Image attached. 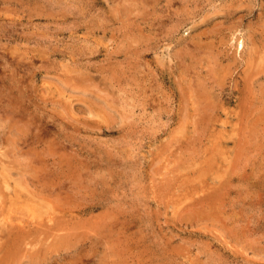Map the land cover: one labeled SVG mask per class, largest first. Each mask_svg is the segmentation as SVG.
I'll return each mask as SVG.
<instances>
[{"label": "rangeland", "instance_id": "1", "mask_svg": "<svg viewBox=\"0 0 264 264\" xmlns=\"http://www.w3.org/2000/svg\"><path fill=\"white\" fill-rule=\"evenodd\" d=\"M263 112L264 0H0V264H264Z\"/></svg>", "mask_w": 264, "mask_h": 264}, {"label": "bare ground", "instance_id": "2", "mask_svg": "<svg viewBox=\"0 0 264 264\" xmlns=\"http://www.w3.org/2000/svg\"><path fill=\"white\" fill-rule=\"evenodd\" d=\"M208 2V1H207ZM188 3V2H187ZM240 5V4H239ZM232 12V11H231ZM230 13V12H229ZM234 14V13H233ZM12 19V18H11ZM199 29V28H198ZM198 34V33H197ZM202 34V33H201ZM199 35V34H198ZM203 37V36H202ZM192 38V37H191ZM201 38V37H200ZM190 40V39H189ZM202 40V39H201ZM255 40V39H254ZM198 41V40H197ZM238 41V40H237ZM246 41V40H245ZM194 44V43H193ZM201 44V43H200ZM207 45V44H206ZM107 46V45H106ZM243 46H244V43H243V40H240L239 42H238V49L240 48V49H242L243 48ZM178 53V52H177ZM179 62V61H178ZM186 70V69H185ZM174 71V70H173ZM70 73V72H69ZM170 73H172V72H170ZM71 74V73H70ZM214 77V76H213ZM70 82V81H69ZM79 87V86H78ZM186 92H188V91H186ZM199 92V91H198ZM108 93V92H107ZM106 93V94H107ZM187 94V93H186ZM192 94V93H191ZM190 94V95H191ZM193 95V94H192ZM71 98V97H70ZM67 101V100H66ZM72 101V100H71ZM72 104V103H71ZM191 104V103H190ZM194 106V105H193ZM193 108V107H192ZM261 111H263V110H261ZM264 113V112H263ZM221 114V113H220ZM235 114V113H234ZM228 115V114H227ZM226 117V116H225ZM230 117V116H229ZM181 118V117H180ZM188 118V117H187ZM223 118V117H222ZM226 119V118H225ZM232 119V118H231ZM230 119V120H231ZM226 122V121H225ZM229 125V124H228ZM220 127V126H219ZM223 127H224V124H223ZM227 127V126H226ZM237 129V128H236ZM222 130H223V128H222ZM215 131V130H214ZM224 133V132H223ZM228 137V136H227ZM232 139H233V137H232ZM1 140V139H0ZM225 141V140H224ZM2 148V147H1ZM7 154V153H6ZM2 156V155H1ZM3 158V157H2ZM6 159V158H5ZM13 160V159H12ZM7 163V162H6ZM2 164V163H1ZM13 165V164H12ZM14 166V165H13ZM12 166V167H13ZM5 167V166H4ZM8 167V166H7ZM1 168H3V167H1ZM3 174V173H2ZM9 176H10V174H9ZM2 178V177H1ZM11 183V182H10ZM19 183V182H18ZM4 185V184H3ZM27 186V185H26ZM25 186V187H26ZM2 189H3V187H2ZM1 191V190H0ZM10 191V190H9ZM13 193V192H12ZM25 193V192H24ZM12 195V194H11ZM27 195V194H26ZM25 195V196H26ZM21 196H22V194H21ZM24 196V195H23ZM217 196V195H216ZM10 200V199H9ZM23 201V200H22ZM208 203V202H207ZM8 204H9V202H8ZM212 205V204H211ZM196 214V213H195ZM195 216V215H194ZM20 223V222H19ZM21 224V223H20ZM22 228H23V226H22ZM40 234V233H39ZM29 236V235H28Z\"/></svg>", "mask_w": 264, "mask_h": 264}]
</instances>
